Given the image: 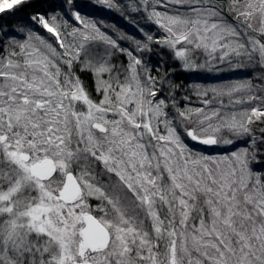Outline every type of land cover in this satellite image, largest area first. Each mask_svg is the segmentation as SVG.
Instances as JSON below:
<instances>
[{
  "label": "snow or ice",
  "instance_id": "1",
  "mask_svg": "<svg viewBox=\"0 0 264 264\" xmlns=\"http://www.w3.org/2000/svg\"><path fill=\"white\" fill-rule=\"evenodd\" d=\"M95 2L163 33L139 28L136 53L255 74L196 86L205 107L181 109L167 67L78 0L26 17L33 0H0V264H264V0Z\"/></svg>",
  "mask_w": 264,
  "mask_h": 264
},
{
  "label": "rangeland",
  "instance_id": "2",
  "mask_svg": "<svg viewBox=\"0 0 264 264\" xmlns=\"http://www.w3.org/2000/svg\"><path fill=\"white\" fill-rule=\"evenodd\" d=\"M38 1L39 0H33L34 5ZM52 1L56 2V0H51L50 2ZM58 1L59 3L61 2V0ZM125 2L126 0H119V3ZM78 3L83 5L81 15L87 19L97 22V27L100 28L101 32H104L106 35L117 39V42L121 48L133 51L135 50L136 45L134 41L143 40L144 38L143 34L139 31V28L141 27H143L145 31L150 30L157 36L163 34L155 25L149 24V22L145 21L140 14L133 13L130 15H122L121 12L116 11L115 9H109L105 5L97 4L95 0H78ZM21 15H24L26 17V10H24ZM76 24L77 26H79V22H76ZM145 25L148 26L145 27ZM40 30L41 29L39 28L37 29V31L39 32ZM121 35L130 37V39H119L118 37ZM45 36H50V34H47ZM97 43L99 44V48L101 51L103 50V48L107 47V45H104L103 43ZM93 47H96V45H93ZM134 55H138L142 59L146 60L149 66L152 68L159 67V70L161 72L164 71V66L167 65V70L169 71V79L172 81L176 77L181 78L180 84L182 85V87H179L178 89V98L175 97L181 109L186 106H191L193 108L205 107L202 104V98L198 97L196 94V86H199L200 90L210 89L212 87L222 86L232 82L248 79L255 74L251 69L230 70L228 64H219L215 61H210L205 68L185 70L180 66L181 62L173 61L171 52L167 48L160 45L153 46L151 52L136 53L134 51ZM195 58L198 59L202 64L205 63V60L207 59V57L202 52H198ZM114 62L117 64H119L120 62H124L126 64L128 62V58L117 52ZM91 78L93 79L92 75ZM165 94L167 95L166 90ZM186 95L191 98L190 101L184 100V97ZM212 95L213 94L209 92V98H211ZM93 98H98V94L94 92ZM250 106L251 105H247L246 107ZM239 108L240 106H237V110H239ZM254 127L256 126L254 125ZM224 135L226 138H232L231 135L227 132H225ZM190 145L196 150L203 152L205 155L214 156L224 155L244 146L238 140L236 143L231 145L220 144L217 146H205L200 145L196 142H190Z\"/></svg>",
  "mask_w": 264,
  "mask_h": 264
},
{
  "label": "trees",
  "instance_id": "3",
  "mask_svg": "<svg viewBox=\"0 0 264 264\" xmlns=\"http://www.w3.org/2000/svg\"><path fill=\"white\" fill-rule=\"evenodd\" d=\"M50 1L51 0H39L37 3H35V7L34 8H31V9L28 8V9H24V10H26V14L27 15H31L33 11H47V12H51L53 10V8L55 7V5H57L59 3V1L58 0H56V2H53V1L50 2ZM40 33H41V35H47L46 31L44 32L43 30H40ZM166 67H168V66L166 65ZM164 69H165V66H164ZM80 75H81L82 80L84 81V83L88 87V89L91 90L93 88V79L91 78V75L89 73H87V72L81 73ZM180 79L181 78L176 77L173 80V82L175 84H177V85H180L182 87V85L180 84V82H181ZM178 89H176L175 92H174V95L177 98L179 96V90ZM92 94H94V92Z\"/></svg>",
  "mask_w": 264,
  "mask_h": 264
},
{
  "label": "water",
  "instance_id": "4",
  "mask_svg": "<svg viewBox=\"0 0 264 264\" xmlns=\"http://www.w3.org/2000/svg\"><path fill=\"white\" fill-rule=\"evenodd\" d=\"M200 145H202V144H200Z\"/></svg>",
  "mask_w": 264,
  "mask_h": 264
}]
</instances>
